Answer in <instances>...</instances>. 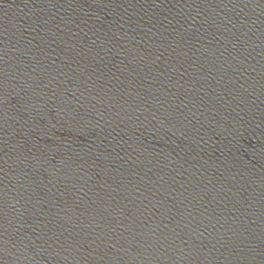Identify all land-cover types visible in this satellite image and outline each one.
Here are the masks:
<instances>
[{
	"label": "water",
	"instance_id": "obj_1",
	"mask_svg": "<svg viewBox=\"0 0 264 264\" xmlns=\"http://www.w3.org/2000/svg\"><path fill=\"white\" fill-rule=\"evenodd\" d=\"M0 264H264V0H0Z\"/></svg>",
	"mask_w": 264,
	"mask_h": 264
}]
</instances>
